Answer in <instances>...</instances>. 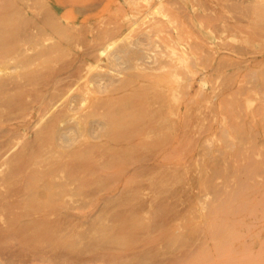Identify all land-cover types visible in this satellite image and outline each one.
I'll list each match as a JSON object with an SVG mask.
<instances>
[{
    "label": "rangeland",
    "instance_id": "374dc122",
    "mask_svg": "<svg viewBox=\"0 0 264 264\" xmlns=\"http://www.w3.org/2000/svg\"><path fill=\"white\" fill-rule=\"evenodd\" d=\"M103 73L113 84L93 80ZM0 74L13 153L69 155L34 137L51 116L34 108L53 92L54 111L71 99L76 116L107 121L105 135L75 134L88 189L54 165L26 177L23 196L0 168V264H264V0H0ZM65 213L68 227L47 223Z\"/></svg>",
    "mask_w": 264,
    "mask_h": 264
},
{
    "label": "bare ground",
    "instance_id": "6f19581e",
    "mask_svg": "<svg viewBox=\"0 0 264 264\" xmlns=\"http://www.w3.org/2000/svg\"><path fill=\"white\" fill-rule=\"evenodd\" d=\"M171 3V2H170ZM11 45V44H10ZM110 45V44H109ZM131 46V45H130ZM93 48V47H92ZM124 49H126V48H124ZM22 51H24V50H22ZM94 51H96V50H94ZM105 50L104 49H102V48H99V49H97V55L98 56H100V55H102L103 54V52H104ZM125 54L126 53V51L125 50H123V49H119V50H117L116 52H114L113 54H112V57L113 58H115V59H119L123 54ZM89 54H91V55H94V56H96V53H89ZM108 54V53H107ZM3 55V54H2ZM5 55V54H4ZM135 56V55H134ZM90 57V56H89ZM105 57V56H104ZM17 58V57H16ZM14 59V58H13ZM10 61H13L12 59L10 60ZM75 61V60H74ZM133 61V60H132ZM14 62V61H13ZM12 62V63H13ZM114 62V61H113ZM15 63V62H14ZM13 63V64H14ZM5 65V64H4ZM15 66V65H14ZM125 66V65H124ZM5 67V66H4ZM17 68V67H16ZM81 69V68H80ZM79 69V70H80ZM2 71V70H1ZM12 71V70H11ZM156 71V70H155ZM158 71V70H157ZM80 72V71H79ZM71 74V73H70ZM1 75V74H0ZM75 75V74H74ZM227 78V77H226ZM225 78V79H226ZM7 79V78H6ZM2 80H3V78L1 79L0 78V93L1 92H4L5 93V90L3 91V89H7V88H9V87H6V85L8 84V82L6 81V80H3V82H2ZM8 81H9V79H7ZM93 80L101 87V85H103L104 83H111V84H113V82H114V77H111V76H108V75H106V74H100V75H97V76H95V78H93ZM29 81V80H28ZM7 84H6V83ZM10 82H11V80L9 81V86L11 85L10 84ZM47 82V81H46ZM103 82V83H102ZM12 83V82H11ZM30 83V82H29ZM226 83V82H225ZM6 84V85H5ZM28 84V83H27ZM32 84V83H31ZM5 85V86H4ZM73 85V84H72ZM87 85V84H86ZM8 86V85H7ZM14 86V85H13ZM6 87V88H5ZM11 87V86H10ZM21 87V86H20ZM107 87V86H106ZM18 88V87H17ZM59 88V87H58ZM14 89H15V87H14ZM13 89V90H14ZM21 89V88H20ZM66 89V88H65ZM105 89V88H104ZM9 90V89H8ZM86 90V89H85ZM10 91V90H9ZM64 91V92H63ZM69 91H70V88L66 91V90H62L59 94H58V96H60V99L63 97H66L68 94H69ZM7 92V91H6ZM86 92H87V90H86ZM100 92V91H99ZM3 94V93H2ZM71 94V93H70ZM1 95V94H0ZM54 95H56V92H53L52 94H50V96L48 95L45 99H44V96H42V98H40L39 99V102H38V105L34 108V111L37 113V114H40V113H43V116H45L46 114L47 115H49V114H51V116H50V119L48 120V123L46 124V126H45V128L43 129V130H41V131H35L36 133H35V139H37V140H41V141H43V143H44V146H47V147H49L50 146V144H52V143H55V145L58 147V148H61L60 150H61V152L63 151V148L64 149H69L70 151H69V155L68 154H65V152H64V154L62 155V153L59 155V157H60V159L58 160V158H57V160H53V161H51V160H48L47 162H44L43 160L41 161L40 160V158L38 159V161L40 160L41 162H37L36 160H35V156L31 153L32 152V144L31 145H29V146H26V145H23V147L20 149V150H17V152H15V150H14V152L15 153H13L12 151H13V149L15 148V145L17 144L16 142H12L10 139H7L9 136L8 135H5L4 137H5V139H4V141H2V142H0V168L2 167H4V170L5 169H8L7 171L9 172V175H11V176H14L15 178H20V179H22L23 181H24V179L26 178V177H29V178H31V176H34V175H39V176H44V175H46L51 169H52V166H54V165H57L59 168H61V169H63V170H67V171H69V172H73V174H75L77 177L76 178H74V179H79V182H77V184H78V186H80V180H83L84 182H82L83 184L84 183H86V184H84L85 186L86 185H88L86 188L88 189V187H90L89 186V183L87 184V180H88V177H90L89 175L92 173L93 174V170L90 168V166L89 165H87L86 164V159H85V162H81L82 160H80V161H78L80 158H82V156H81V153L80 154H77L78 152L77 151H81V150H87V149H85L84 147H86V146H84L83 148L82 147H80V146H77V147H75L74 146V143L77 141V142H79V140H77V138H75V134L77 133V132H80V131H90L92 134H95L96 132L98 133V130H100L101 132H102V134L103 135H105L104 133L105 132H103V130L105 129V126L107 125V121L106 122H103L102 120H99V121H95V120H93V118H92V116L94 115V113H95V111H98V110H95V111H93V110H90V111H85L84 113L82 112V114H79L78 116H76L78 113H81V109H80V105H78L79 104V102L77 101V103L78 104H76V102H75V100H67L68 102H66V104H65V106L62 108V109H60V110H58L57 111V109H56V111H54V109L56 108V103L57 102H54L53 100L54 99H56L57 97L55 96V98H54ZM83 95V94H82ZM16 96V95H15ZM85 96V95H84ZM83 96V97H84ZM68 97V96H67ZM8 98V97H7ZM69 99V98H68ZM83 100V99H82ZM14 101H15V98H14ZM13 101V102H14ZM18 101V100H17ZM17 101H15V103L17 102ZM38 101V100H37ZM62 101V100H61ZM61 101H60V103H61ZM84 101H86V100H84ZM95 101V100H94ZM103 101V100H102ZM227 101V100H226ZM12 101H11V103H13ZM82 102V105H83V101H81ZM5 103V102H4ZM8 103V102H7ZM11 103H9V106L11 105ZM101 103V102H100ZM58 104V103H57ZM62 104V103H61ZM94 104H95V102H94ZM15 104H13V106H14ZM96 105V104H95ZM98 106H99V104H97ZM6 106V105H5ZM8 106V105H7ZM8 106V107H9ZM62 106V105H61ZM10 107H12V106H10ZM9 107V108H10ZM101 107V106H100ZM112 112H113V110H112ZM115 112V111H114ZM52 113H53V115H52ZM184 114V113H183ZM37 116V115H36ZM42 116V117H43ZM98 116V115H97ZM105 116V115H104ZM46 117V116H45ZM49 117V116H48ZM94 117V116H93ZM184 117V116H183ZM39 118V117H38ZM95 118V117H94ZM103 118V117H102ZM187 118V117H186ZM42 119V118H41ZM187 120V119H186ZM47 121V120H46ZM40 122H41V120H40ZM230 122V121H229ZM228 122V123H229ZM39 124V123H38ZM183 125V124H182ZM32 126H33V124H32ZM42 126H44V125H42ZM36 127H37V125H36ZM183 127V126H182ZM29 128H31L30 127V123L28 122V123H22V124H20V125H17V127H14L13 129H11L12 131H14V130H25L27 133H28V129ZM43 128V127H42ZM37 129V128H36ZM41 129V128H40ZM11 130H7V132H10ZM138 130V129H137ZM11 131V132H12ZM109 131V130H108ZM122 131V130H121ZM6 132V133H7ZM107 132V131H106ZM5 133V132H4ZM23 134V133H22ZM106 134H108V132L106 133ZM2 135V134H1ZM4 135V134H3ZM127 135H129L128 133H127ZM6 136H8V137H6ZM24 136V135H23ZM26 136H27V134H26ZM33 136V135H32ZM89 136V135H88ZM97 136V135H96ZM96 136H93V137H96ZM1 137V136H0ZM77 137V136H76ZM81 138L83 137V135L82 136H80ZM103 137V136H102ZM107 137H109V135L107 136ZM127 137V136H126ZM44 138H48V140H50L49 141V143H47V142H45V140H44ZM104 138V137H103ZM113 138V137H112ZM115 138V137H114ZM33 139V138H32ZM47 140V141H48ZM88 140V139H87ZM91 140V139H90ZM110 140V139H109ZM237 140V139H236ZM247 140V139H246ZM18 141V140H17ZM34 141V140H33ZM30 142V141H29ZM35 142V141H34ZM110 142V141H109ZM41 144H42V142H40ZM19 144V143H18ZM29 144V143H28ZM40 144V145H41ZM92 144V143H91ZM22 145V144H21ZM21 145L19 144V146L18 147H21ZM49 145V146H48ZM77 145H78V143H77ZM94 145V144H93ZM100 145V144H99ZM241 145V144H240ZM246 145V144H245ZM36 145H34V147H35ZM91 146V145H90ZM90 146H88V147H90ZM103 146V145H102ZM109 146V145H108ZM17 147V148H18ZM43 147V146H42ZM52 147V146H51ZM55 147V146H54ZM56 147V148H57ZM96 147H98V146H96ZM100 147V146H99ZM253 147V146H252ZM37 148H38V145H37ZM36 148V149H37ZM82 148V149H81ZM87 148V147H86ZM35 149V150H36ZM50 149H52V148H50ZM89 149V148H88ZM92 149V148H91ZM96 148H94L93 150H95ZM38 150V149H37ZM77 150V151H76ZM106 150V149H105ZM244 150V149H243ZM47 151V150H46ZM46 151H44L45 153H46ZM50 151V150H49ZM84 151H82V152H84ZM89 151V150H88ZM92 151V150H91ZM97 151H98V148H97ZM58 152V151H57ZM74 152V153H73ZM100 152V151H99ZM104 152V151H103ZM226 152V151H225ZM240 152V151H239ZM94 153H96L95 151H94ZM93 153V154H94ZM41 154V153H40ZM57 154V153H56ZM110 154V153H109ZM262 154H264V153H262ZM58 155V154H57ZM76 155H79V156H81V157H79V159H78V157H75ZM89 155H90V153H89ZM96 155V154H95ZM99 155V154H98ZM261 155V154H260ZM38 156V155H37ZM36 156V157H37ZM67 157V158H69V160H67V161H63V157ZM84 156V155H83ZM101 156V155H100ZM47 157V156H46ZM76 158V159H78V160H76V159H73V158ZM95 157V156H94ZM97 157V156H96ZM102 157V156H101ZM104 157V156H103ZM85 158V157H84ZM91 158V157H90ZM106 158V157H105ZM94 159V158H93ZM104 159V158H103ZM45 160H47V158H45ZM84 160V159H83ZM92 160V159H91ZM101 160V159H100ZM250 160V159H249ZM93 161V160H92ZM106 161V160H105ZM107 161H108V159H107ZM145 161H147V160H145ZM101 162V161H100ZM251 162V161H250ZM102 163H105V162H102ZM252 163V162H251ZM107 164V162L105 163V165ZM110 163H108V165H109ZM111 164H112V162H111ZM95 165H96V162H95ZM103 165V164H102ZM94 166V165H93ZM99 166V165H98ZM104 166V165H103ZM110 166H114V165H110ZM220 166V165H219ZM249 166V165H248ZM102 167V166H101ZM108 167V166H107ZM96 168H97V165H96ZM99 168V167H98ZM97 168V169H98ZM104 168H106V167H104ZM111 167H108L107 169L109 170ZM150 168V167H149ZM136 169H138V168H136ZM218 169V168H217ZM0 170H3V169H0ZM4 170H3V172H4ZM104 170V169H103ZM145 170H147L146 168H145ZM7 171H6V173H7ZM92 171V172H91ZM133 171V170H132ZM149 171V170H148ZM255 171V170H254ZM60 172V171H59ZM141 172V171H140ZM258 172V171H257ZM2 173V172H1ZM68 173V172H67ZM259 173V172H258ZM64 174V173H63ZM111 174V173H110ZM1 175V174H0ZM4 174H2V176H3ZM58 175H59V173H58ZM133 175V174H132ZM135 175V174H134ZM136 175L138 176V174L136 173ZM140 175V174H139ZM142 175V174H141ZM143 175H145V174H143ZM1 176V177H2ZM5 176H7V175H5ZM11 176H9V179H12V177ZM11 177V178H10ZM35 177V176H34ZM60 177V176H59ZM63 177V176H62ZM4 178H6V177H4ZM4 178H3V180H4ZM29 178L27 179V182H29ZM249 178V177H248ZM38 179V177L36 178V180ZM59 179V178H58ZM66 179H68L67 177H66ZM65 179V180H66ZM6 180H7V178H6ZM43 180V179H42ZM54 180V179H53ZM56 180V179H55ZM54 180V181H55ZM86 180V181H85ZM94 180V179H93ZM104 180V179H103ZM8 181V180H7ZM21 181V180H20ZM34 181V180H33ZM56 181H58V180H56ZM64 181V180H63ZM62 181V182H63ZM64 182H66V181H64ZM64 182H63V185H64ZM242 182V181H241ZM20 183V182H19ZM24 183H25V185H23L24 186V188H23V190H22V192H21V195L22 194H24L23 196H26L30 191V189H29V187H28V183H26L25 181H24ZM23 183V184H24ZM58 184H60V183H58ZM71 184H73V183H71ZM71 184H70V182L67 184L68 186H71ZM242 184V183H241ZM244 184V183H243ZM62 185V186H63ZM211 185V184H210ZM57 186V185H56ZM61 186V185H60ZM68 186H66V187H68ZM83 186V185H82ZM82 186H81V188H82ZM84 186V187H85ZM243 186V185H242ZM26 187H27V189H26ZM55 187V186H54ZM64 187V186H63ZM74 187V186H73ZM72 187V188H73ZM245 187V186H244ZM21 188V189H22ZM37 188H38V186H37ZM48 188V187H47ZM69 188V187H68ZM67 188V189H68ZM78 188V187H77ZM242 188V187H241ZM62 189H64V188H62ZM66 189V188H65ZM70 189V188H69ZM80 189V188H79ZM237 189V188H236ZM18 190H20V189H18ZM46 190H48V189H46ZM26 191V192H25ZM49 191V190H48ZM25 192V193H24ZM33 192H34V194H36V192L33 190ZM32 192V193H33ZM63 192V191H62ZM88 191H86V193H87ZM94 192V191H93ZM239 192V191H238ZM15 193H16V191H15ZM14 193V194H15ZM84 193V192H83ZM236 193V192H235ZM34 194H32V195H34ZM52 195L53 194H55V195H57L58 196V194H59V190H56V191H54V192H52L51 193ZM72 194V193H71ZM91 194V193H90ZM90 194H89V196H90ZM245 194V193H244ZM16 195H17V193H16ZM21 195H19L20 197H22ZM70 195V194H69ZM38 196V195H37ZM87 196H88V193H87ZM228 196V195H227ZM12 197V196H11ZM27 197H30V195L29 196H27ZM48 197V196H47ZM84 197H85V193H84ZM19 198V197H18ZM32 198H33V196H32ZM35 198V197H34ZM237 198V197H236ZM27 199V198H26ZM22 200V199H21ZM14 201H16V200H14ZM18 201V200H17ZM17 203V202H16ZM67 202L65 201V204H66ZM71 204V203H70ZM17 205H18V203H17ZM16 205V206H17ZM60 205L62 206V204L60 203ZM72 205H73V203H72ZM4 206V205H3ZM13 206V205H12ZM65 206V205H64ZM74 206V205H73ZM66 207H67V204H66ZM69 207V206H68ZM67 207V208H68ZM64 208V207H63ZM73 208V207H72ZM71 208V209H72ZM217 209V208H216ZM225 209V208H224ZM223 209V210H224ZM73 210V209H72ZM215 210V209H214ZM71 211V210H70ZM219 212V211H218ZM234 213V212H233ZM73 214H64V218L66 219H64V221H62V220H59V221H55V222H47L49 225H53V226H57V227H64L66 224H67V226L66 227H68V224L70 223V221L72 220L71 219V217H73L72 216ZM215 215V214H214ZM68 219H70V221L68 220ZM2 221V220H1ZM3 221H5V220H3ZM6 222V221H5ZM4 222V224L3 225H5V226H7L8 228H10V226H27L28 227V225L30 226V225H33V221L31 220V221H20V220H13V221H8V222H6L5 223ZM67 222H69V223H67ZM41 224V223H40ZM72 224V223H71ZM71 224H69V225H71ZM0 227H1V225H0ZM7 227H5L6 229H7ZM31 227V226H30ZM37 227V226H36ZM71 227V226H70ZM73 227V226H72ZM3 228H4V226H3ZM12 228V227H11ZM65 228V227H64ZM63 230V229H62Z\"/></svg>",
    "mask_w": 264,
    "mask_h": 264
}]
</instances>
